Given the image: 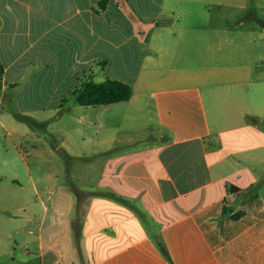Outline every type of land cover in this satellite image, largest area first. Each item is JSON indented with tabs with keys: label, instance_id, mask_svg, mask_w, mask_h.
Listing matches in <instances>:
<instances>
[{
	"label": "crops",
	"instance_id": "crops-1",
	"mask_svg": "<svg viewBox=\"0 0 264 264\" xmlns=\"http://www.w3.org/2000/svg\"><path fill=\"white\" fill-rule=\"evenodd\" d=\"M131 1L0 0V155L11 163L0 177L33 184L14 208L26 212L25 253L35 243L41 264H77L79 219L104 227L87 234L96 243L88 264H264V169L237 155L261 145L250 137L255 115L240 105L252 66L235 55L236 40L263 38V24L247 21L258 13L239 19L247 0H189L191 11ZM108 78L131 84V98L63 106L85 80ZM56 114L52 144L32 123ZM56 153L78 164L60 183L48 167ZM73 186L104 196L78 206ZM15 233L0 254L24 242Z\"/></svg>",
	"mask_w": 264,
	"mask_h": 264
},
{
	"label": "rangeland",
	"instance_id": "rangeland-1",
	"mask_svg": "<svg viewBox=\"0 0 264 264\" xmlns=\"http://www.w3.org/2000/svg\"><path fill=\"white\" fill-rule=\"evenodd\" d=\"M259 2L264 3V0H247V5H249L248 9L245 10L242 18L240 17L239 19H244L246 16L249 15L247 14L248 11L253 10L258 13L259 15L258 20L253 23L252 19L247 18V21L249 25H255L256 27H258V29L262 30V24L264 26V23L261 22V19H264V6L256 7L255 4ZM167 4H168L167 6L168 8L173 7L174 9H178V10L191 11L192 10L191 6L194 3H192V1L189 0H171L167 2ZM131 5L137 9H141L143 7L151 10L156 9V4L144 0H139V1L132 0ZM256 36H257V41L253 43L236 40L237 49L235 51V55H237L236 59L242 65L249 64L252 66L253 82L250 81L251 83L249 85L247 82L245 86L242 87L240 86L239 88V89L243 88L242 90L246 89V91H249L250 97L246 99L242 98L240 100V105L245 106L250 112H252L253 115H255L253 116L255 117L253 121L257 120V122L252 121V125L255 128L252 130L250 137L253 139V141L258 142L261 145L259 147L249 149L246 151H238L237 155H239L241 158L255 157L258 160L257 163L258 168L264 169V36L263 38L260 39V32H257ZM94 106L99 107L98 105H94ZM125 111L126 109L122 108L119 110L120 113L118 114L119 116L118 115H113V116L115 118L121 117ZM57 116H60V114L54 115L50 120V122H48L46 125H41L31 122L33 127L42 128V130H44L46 136L49 138L52 144H55L58 141L57 139L58 133L56 130L58 127L60 128V123H51L52 121L57 120ZM72 124L73 121H68L67 123L65 122V126L71 127ZM147 133H148L147 130L144 131L142 130V132L140 131L139 133V137L141 138ZM122 135L124 136L125 139H135L131 135L130 131H123ZM150 139L155 140L154 138L151 137ZM0 140H6L5 131L1 127H0ZM55 159L56 160L54 162L48 163V167L50 169L54 167L55 168L54 171H59L58 183H60V177L63 180L68 179V175L70 173L74 171L76 172L78 171L77 168L75 167V166L78 167V164L73 163V161L71 160L70 161L62 160L60 154L56 153ZM4 160L5 157L0 155V173L6 171L7 167L11 164L10 161H4ZM226 169L229 170L228 167H226ZM19 180L21 183L16 184L12 181V178L10 177H0V206H1L0 241L2 242L5 248H8L7 234L8 232H10V230L16 232L15 236L19 238L21 242L29 238L28 233L20 230V227L25 224L24 219L26 216L25 215L26 212L15 210L14 208L17 207V204L22 200L21 198L29 194L30 190L34 191V189L32 182L27 176L21 175L19 177ZM36 180L39 182L40 178H36ZM70 181L71 179L69 180V182ZM21 185H24L26 187L25 190L26 193H24V190H21ZM25 244L26 242L24 241L23 243H21L20 246H17V249L14 252L11 251L12 254H7L8 252L6 251L0 254V264H41L40 257L38 256L37 252H35L36 251L35 243L31 244V249L34 251L33 254L25 253V249H26Z\"/></svg>",
	"mask_w": 264,
	"mask_h": 264
},
{
	"label": "trees",
	"instance_id": "trees-1",
	"mask_svg": "<svg viewBox=\"0 0 264 264\" xmlns=\"http://www.w3.org/2000/svg\"><path fill=\"white\" fill-rule=\"evenodd\" d=\"M4 74V68L0 65V91L2 89V78ZM16 85H11L8 87L3 95V99L9 105H12L15 101V92ZM133 93V87L131 84L118 80L108 78L105 81H95L92 79L85 80L82 85L74 90L72 94L66 98L63 102V106H66V109L69 106L74 104L80 105H101V104H111L121 101H127L131 98ZM21 117V116H20ZM33 122V120H31ZM73 190L78 199V206L87 200L89 197H99L104 196V193L82 189L78 186H73ZM75 230V239H76V259L74 262L77 264H88V257L86 256L90 247L94 244L90 239L85 240L87 234L90 236L97 232H103V225H92L86 230L81 224H78L77 221L74 224ZM103 244V243H102ZM104 248V247H103ZM163 248V247H162Z\"/></svg>",
	"mask_w": 264,
	"mask_h": 264
}]
</instances>
